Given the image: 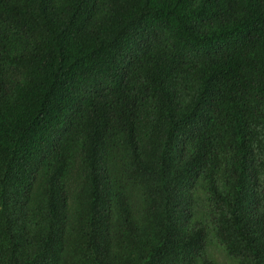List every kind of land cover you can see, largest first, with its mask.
<instances>
[{
    "label": "trees",
    "instance_id": "obj_1",
    "mask_svg": "<svg viewBox=\"0 0 264 264\" xmlns=\"http://www.w3.org/2000/svg\"><path fill=\"white\" fill-rule=\"evenodd\" d=\"M0 264H264V0H0Z\"/></svg>",
    "mask_w": 264,
    "mask_h": 264
}]
</instances>
